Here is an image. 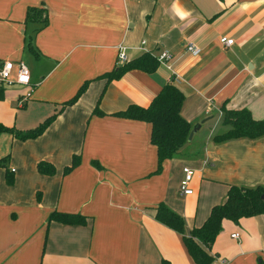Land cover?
<instances>
[{
    "label": "crops",
    "instance_id": "1",
    "mask_svg": "<svg viewBox=\"0 0 264 264\" xmlns=\"http://www.w3.org/2000/svg\"><path fill=\"white\" fill-rule=\"evenodd\" d=\"M263 32L264 0H0V60L29 72V86L0 83V123L24 131L54 115L34 138L0 133V264H197L188 231L230 185L264 186V135L212 140L226 129L222 107L264 120ZM120 51L124 63L166 51L168 67L107 81ZM167 83L183 94L179 115L190 129L203 121L158 164L150 123L116 113L147 106ZM73 154L78 162L63 171ZM39 161L54 172H38ZM183 166L193 170L184 196ZM159 204L182 218L183 232L155 219ZM53 211L84 222L49 220ZM205 250L209 264H264V214L223 219Z\"/></svg>",
    "mask_w": 264,
    "mask_h": 264
},
{
    "label": "trees",
    "instance_id": "2",
    "mask_svg": "<svg viewBox=\"0 0 264 264\" xmlns=\"http://www.w3.org/2000/svg\"><path fill=\"white\" fill-rule=\"evenodd\" d=\"M30 10L27 15L31 17ZM157 65V60L150 53L144 52L139 57L128 62L121 63L120 66L112 71L103 74L105 80L118 77L122 72L130 68H139L145 71L153 69ZM86 82L82 83L74 95L63 104L72 103L83 91ZM97 101L93 107L92 113L97 111ZM183 101V94L173 84H165L152 97L149 104L145 107L138 105H129L123 111L117 112L122 117L138 119L149 122L150 140L156 147L158 164L166 158L176 153L177 149L186 141L190 127L185 123L180 115V106ZM221 123L226 127L225 130L212 136L214 142H221L235 138H257L264 135V120L255 119L245 108L227 109L222 107ZM54 115L45 118L34 128L28 130H17L12 126H5L0 123V133H9L13 138L20 140L34 138L38 136L53 119ZM78 162V156L72 155L68 166L63 171H68ZM38 172L49 175L54 172V167L46 162L36 163ZM7 182L11 177L5 175ZM264 186L241 187L230 185L225 193L224 200L221 203L211 206L209 213L202 224L193 227L188 231V236L183 237L184 244L191 258L197 264H209L212 256L205 250L209 248L215 236L221 229V221L228 219L237 223L242 217H250L258 214H264ZM154 217L157 221L163 223L169 228L183 232L182 218L164 206L159 204L155 208ZM49 220H54L65 224H82L84 217L78 214H68L53 211L48 216Z\"/></svg>",
    "mask_w": 264,
    "mask_h": 264
},
{
    "label": "built area",
    "instance_id": "3",
    "mask_svg": "<svg viewBox=\"0 0 264 264\" xmlns=\"http://www.w3.org/2000/svg\"><path fill=\"white\" fill-rule=\"evenodd\" d=\"M264 36V32L262 33ZM219 42L225 46H228L232 43L231 38L226 36H220ZM184 50L191 55H198L200 49L190 42L184 43ZM157 63L167 65V61L170 58V54L166 51H160L155 56ZM117 61L123 63L125 61V55L122 51L117 54ZM0 83L5 85L18 84L23 86H29V72L26 65L22 61H17L15 64L10 60H0ZM31 88H29L24 94H22L21 100H25L29 97ZM181 178L179 180L178 192L180 195L191 194V188L188 186L193 175V170L188 166H183L181 168ZM231 237H237V233H231Z\"/></svg>",
    "mask_w": 264,
    "mask_h": 264
},
{
    "label": "water",
    "instance_id": "4",
    "mask_svg": "<svg viewBox=\"0 0 264 264\" xmlns=\"http://www.w3.org/2000/svg\"><path fill=\"white\" fill-rule=\"evenodd\" d=\"M202 121H203V120H201L199 123L194 124V125L191 127V129H190L189 132H188L187 138H186L187 141L190 140L192 134H193V133L199 128V125H200V123H201ZM261 197L264 198V195H261Z\"/></svg>",
    "mask_w": 264,
    "mask_h": 264
},
{
    "label": "rangeland",
    "instance_id": "5",
    "mask_svg": "<svg viewBox=\"0 0 264 264\" xmlns=\"http://www.w3.org/2000/svg\"><path fill=\"white\" fill-rule=\"evenodd\" d=\"M220 132V131H219Z\"/></svg>",
    "mask_w": 264,
    "mask_h": 264
}]
</instances>
